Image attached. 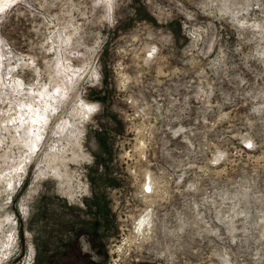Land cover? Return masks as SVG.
<instances>
[{
	"label": "rangeland",
	"instance_id": "rangeland-1",
	"mask_svg": "<svg viewBox=\"0 0 264 264\" xmlns=\"http://www.w3.org/2000/svg\"><path fill=\"white\" fill-rule=\"evenodd\" d=\"M0 243L264 264V0H0Z\"/></svg>",
	"mask_w": 264,
	"mask_h": 264
},
{
	"label": "bare ground",
	"instance_id": "bare-ground-1",
	"mask_svg": "<svg viewBox=\"0 0 264 264\" xmlns=\"http://www.w3.org/2000/svg\"><path fill=\"white\" fill-rule=\"evenodd\" d=\"M75 116L76 115H70L69 117H68V121H69V123L71 124V128H73V130L75 131V134H73V136H75L76 137V129H74V128H76V123H75ZM64 131H66V130H62V133L64 134V136L66 137V136H68L69 134L67 133V132H64ZM72 136V137H73ZM60 137V136H59ZM62 139V138H61ZM76 141V140H75ZM55 176V178L56 179H61L62 177H61V175L58 173V174H55L54 175ZM12 230V229H11ZM5 245V243H3V246ZM2 244L0 243V249H2ZM8 246L10 247V249H9V251L11 252L13 249V247L11 246V245H9L8 244ZM9 252V253H10Z\"/></svg>",
	"mask_w": 264,
	"mask_h": 264
},
{
	"label": "built area",
	"instance_id": "built-area-1",
	"mask_svg": "<svg viewBox=\"0 0 264 264\" xmlns=\"http://www.w3.org/2000/svg\"><path fill=\"white\" fill-rule=\"evenodd\" d=\"M149 187L146 188L145 193H149Z\"/></svg>",
	"mask_w": 264,
	"mask_h": 264
}]
</instances>
